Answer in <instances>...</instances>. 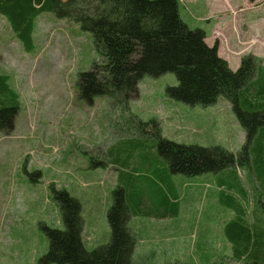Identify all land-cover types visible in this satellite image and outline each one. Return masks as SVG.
Here are the masks:
<instances>
[{
    "label": "rangeland",
    "instance_id": "obj_1",
    "mask_svg": "<svg viewBox=\"0 0 264 264\" xmlns=\"http://www.w3.org/2000/svg\"><path fill=\"white\" fill-rule=\"evenodd\" d=\"M177 1L182 20L191 29H202L205 42L217 45L232 70L245 54L255 55L264 66V0H247V6L231 11L238 19L237 27L232 23L231 41L220 30L221 11L202 16L210 10L207 0ZM100 61L91 33L70 18L49 10L38 14L31 45L25 49L0 14V74L18 96L12 129L0 131V264H44L40 259L49 239L42 226L64 227L53 188L67 190L80 202L81 237L88 249L108 241L107 211L112 189L125 183L119 175L123 165L135 172L144 195L150 191L144 175L158 155L148 147V136L135 132L138 120H154L163 137L185 144L220 145L236 153L246 140L224 96L209 106L171 98L166 88L176 85L177 79L170 72L144 75L126 110L107 95L87 101L80 95L79 73ZM234 171L246 191L239 201L246 219H251L261 212L263 186L252 179L246 165H236ZM176 176L181 177L174 179L175 218L159 221L129 215L127 226L136 238L131 263L157 264V257L173 258L178 247L181 263L192 264L198 259L195 252L203 247L209 259L193 264H251L231 257L222 226L231 214L219 207V176L212 172ZM224 189L236 198L233 188ZM180 229L189 234L178 239Z\"/></svg>",
    "mask_w": 264,
    "mask_h": 264
},
{
    "label": "trees",
    "instance_id": "obj_2",
    "mask_svg": "<svg viewBox=\"0 0 264 264\" xmlns=\"http://www.w3.org/2000/svg\"><path fill=\"white\" fill-rule=\"evenodd\" d=\"M46 10L74 20L92 35L101 61L79 73L80 95L87 101L107 95L112 104L126 110L128 101L138 95V82L144 75L157 77L170 72L177 79L176 85L166 88L171 98L209 106L224 96L245 130L246 140L236 153L220 145L185 144L163 137L154 120H138L135 132L148 136V147L155 148L158 155L152 170L147 169L144 175L151 184L150 191L144 195L135 172L123 165L119 175L125 183L112 189L107 211L110 237L106 243L88 249L81 237L80 202L67 190L53 188L64 227L42 226L49 247L41 263L131 264L136 238L127 226L129 215L173 211L175 204L168 200L169 193L173 194L172 174L212 172L219 176V185L226 190L234 188L240 198H245L246 191L234 170L236 165H246L252 179L261 182L264 194V66L259 58L245 54L232 70L218 54L217 45L205 42L204 31L191 29L182 20L177 0H0V14L25 49L31 45L35 17ZM17 110L18 96L6 76L0 74V131L12 129ZM232 198L222 200L234 206ZM259 203L261 212L253 213L251 219H246L247 212L240 205L242 213L226 228L234 259L251 264H264L261 198Z\"/></svg>",
    "mask_w": 264,
    "mask_h": 264
},
{
    "label": "crops",
    "instance_id": "obj_3",
    "mask_svg": "<svg viewBox=\"0 0 264 264\" xmlns=\"http://www.w3.org/2000/svg\"><path fill=\"white\" fill-rule=\"evenodd\" d=\"M184 1H189V2H195L196 0H184ZM208 3L210 4V10H207L205 13L202 14V16H205V15H208L210 13H214L215 11H221L222 15L224 16L223 17V20L219 21V23L221 24V32L226 36V38L230 39L231 41V34H232V29H233V25L237 27V24H236V21L238 22V19L237 17L234 15H232L231 11L232 10H236L240 5H244V6H247L248 2L247 0H207ZM252 2H255V0H253ZM179 11V10H178ZM180 15V13H179ZM181 17V16H180ZM203 18H206V17H203ZM184 21V19H183ZM232 23H234L232 25ZM212 34V32H211ZM207 36V34H205ZM205 36V38H206ZM214 36V35H213ZM213 41H215V36L213 38ZM207 43V42H206ZM208 45L211 46V44L207 43ZM175 177H181V176H176V174H172L170 175V181H171V187H172V191H173V194L169 193L168 195V200L169 202H172V204H175V208L173 211H171L170 213H166L164 215H159V214H153V213H145V212H138V213H130V216H135V217H146V218H149V219H154V220H163V221H166V220H171L173 218L176 217L177 215V211H178V202H177V194H176V184L174 183V179ZM213 177V176H212ZM239 182V181H238ZM240 186H242V184L239 182ZM243 187V186H242ZM218 188H219V191H218V201H219V207L224 209V210H227L230 212L231 214V217L228 218L227 220H225L223 223H222V226H223V231L225 232L226 234V228H227V225L229 222H231L232 220L236 219L238 217V215H240L242 213L241 211V203H240V199H239V194L236 192V190L233 188V191L235 192L236 194V198H234L233 196L229 195V192L225 191L224 189V186L223 185H218ZM225 197H230L233 199L234 202V206H229L227 204H225L223 206V203L224 201L222 199H224ZM241 205V206H240ZM243 207V206H242ZM243 210V209H242ZM192 217H194L193 214H191ZM187 221L189 222V225L192 221V218H188ZM188 230H189V226H188ZM183 233L184 234H189L188 233H185V230L182 231L181 229L179 230V235H178V239H180L181 237H183ZM226 240L228 241V243L230 244V247H231V254H232V245H231V242L226 238ZM178 243V242H177ZM136 244V243H135ZM208 246V245H207ZM135 247V245H134ZM205 248L201 247L195 252V255L196 257L199 258H206V259H209L210 255H207V252L204 251ZM133 251H134V248H133ZM132 251V252H133ZM233 259V255L231 256ZM131 258H132V255H131ZM182 253L181 251L178 249H176V252L175 254L173 255V258L171 256H167L166 255V258L164 257L161 258V256L157 257L155 259V261H157V264H182L181 261H182ZM197 258L193 259V262L198 260ZM235 261H241L239 259H234ZM163 262V263H161ZM192 262V264H193ZM201 262H202V259H201ZM132 264V263H131ZM197 264V262L195 263ZM201 264V263H200Z\"/></svg>",
    "mask_w": 264,
    "mask_h": 264
}]
</instances>
